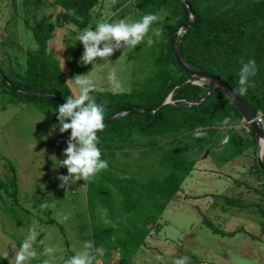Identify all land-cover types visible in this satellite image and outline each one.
<instances>
[{"label":"rangeland","instance_id":"obj_1","mask_svg":"<svg viewBox=\"0 0 264 264\" xmlns=\"http://www.w3.org/2000/svg\"><path fill=\"white\" fill-rule=\"evenodd\" d=\"M58 1L42 0V5H35L33 0H0V68L8 79L19 81L25 76L28 55L37 51L31 28L43 16H52L55 28L48 52L60 68L65 63L62 73L66 82L75 75L88 74L95 93L155 89L156 60L169 42L164 26L174 23L169 8L142 10L140 0L101 1L92 11L89 27L121 19L135 22L146 14H156L159 20L141 44L122 47L107 61L98 60L93 69L79 64L84 49L77 37L82 30L55 25L62 12ZM152 29H159L160 37L152 36ZM149 36L154 41L151 46L147 44ZM113 71L120 83L118 89L107 80ZM57 124L33 105L19 104L0 80V257L9 252L11 259L34 229L39 233L33 245L37 258L26 264H43L45 260L63 264L68 248L74 254L86 240L93 243L94 224L113 226L104 199H96V219L90 213L87 192L92 178L76 182L70 190L59 187L57 176L66 175L67 169L56 166L66 158L63 152L71 130L63 134L58 128L53 131ZM213 129L217 133L205 148L195 145L188 131L182 130L155 137L135 136L133 144L107 158L115 177L128 175L141 184L168 175L164 153L180 151L195 162L180 192L157 221L143 223L149 235L133 252L130 264H173L180 256L187 258V264H264V173L257 171L258 146L243 118L234 116ZM225 137L228 142L222 143ZM262 148L264 151V145ZM111 188L115 205L121 207L123 198ZM141 193L143 206L155 213L147 194ZM52 220L57 224H51ZM234 233L235 237H228ZM46 247L57 251L41 255ZM93 252V264H118L121 257V251L105 253L93 248ZM9 259L0 260V264H9Z\"/></svg>","mask_w":264,"mask_h":264},{"label":"trees","instance_id":"obj_2","mask_svg":"<svg viewBox=\"0 0 264 264\" xmlns=\"http://www.w3.org/2000/svg\"><path fill=\"white\" fill-rule=\"evenodd\" d=\"M101 1L103 0H59L62 12L57 16L55 25L58 28L74 26L79 30L88 28L92 11ZM186 1L193 8L199 22L179 36L180 28L190 20L189 11L184 4L167 0H140L142 10L153 6L169 8L173 12L174 23L164 26L169 42L156 60L158 83L153 91L95 93L97 102L105 107V128L98 133L102 159L117 156L134 143L135 136L155 137L182 130L188 131L194 138L195 145L205 148L210 138L217 133L214 127L234 116L243 118L221 91L212 89L206 98L209 92L207 85L201 87L187 84L195 79L180 69L172 55L170 41L174 34H177L176 40H180V56L191 69L219 78L252 112L262 116L264 121V0ZM33 4L42 5V0H33ZM51 20L52 16H43L31 28L37 51L28 55L25 76L19 81H12L0 68V80L19 104L33 105L58 123L54 115L55 108L65 103V97L71 93L58 60L48 52V42L53 38L55 28ZM250 59L256 61L257 72L250 77L252 86L247 94L241 96L235 91L239 87V69L242 63ZM170 96L174 106L151 113L158 110ZM138 109H143L144 112H136ZM125 112L128 114L108 120ZM250 133L257 147V140L252 131ZM162 157L170 172L161 180L153 179L147 184H141L128 175L115 177L108 162V168L89 182L87 199L91 215L96 219V199L101 198L105 200L106 210L113 220V226L108 228L94 224V248L105 253L121 251L118 264H130L133 252L143 246L149 235V230L143 223L157 221L168 202L180 192L183 182L195 166V162L180 151L164 153ZM10 169L16 181L15 168L11 166ZM257 171L264 173L258 165ZM111 186L123 198L121 207L115 205ZM141 191L147 194L148 203L153 206L155 213L143 206ZM51 224L57 223L52 220ZM236 235L234 233L228 237ZM68 254L73 255L69 248Z\"/></svg>","mask_w":264,"mask_h":264},{"label":"clouds","instance_id":"obj_3","mask_svg":"<svg viewBox=\"0 0 264 264\" xmlns=\"http://www.w3.org/2000/svg\"><path fill=\"white\" fill-rule=\"evenodd\" d=\"M159 20L156 14H146L138 21L127 22L124 19L116 22H98L94 27L82 30L78 34V42L83 45V55L80 57L79 64L82 66L91 65L95 69L100 62H105L113 53L122 47H136L145 40L152 25ZM159 29H152V36L160 37ZM151 36L147 39L148 46L153 44ZM65 63L61 67L64 69ZM257 66L255 60H248L242 63L239 69V87L235 91L244 96L247 94L249 87L252 86L250 77L255 76ZM109 84L114 88H119L120 83L115 71L110 72L107 76ZM66 84H71L69 92L71 95L66 96L65 103L59 104L55 108L54 115L58 124L53 126V131L57 128L61 134L70 132L67 147L64 149L63 160H58L56 167H65L67 174L57 176L60 182L59 187L64 189L71 188L76 182L83 180L89 181L101 171L108 168V162L102 159V151L99 147V132L105 128V107L101 102H97L95 85L88 78V74L75 75L69 79ZM74 88V90H73ZM201 135V133H196ZM228 137H225L222 143H227ZM57 159V158H56ZM68 190V191H69ZM67 191V192H68ZM106 215V210H103ZM39 233L30 230L29 234L20 243L19 250H15L14 256L9 259V252L4 253L0 260L9 259V264H26L28 261L37 258V252L33 245L37 241ZM93 243L86 240L83 243L82 250L75 251L71 256L64 258L63 264H93L94 252ZM57 249L52 247L44 248L41 255L50 256ZM43 264H49L45 260ZM173 264H187V258L180 256L174 259Z\"/></svg>","mask_w":264,"mask_h":264},{"label":"water","instance_id":"obj_4","mask_svg":"<svg viewBox=\"0 0 264 264\" xmlns=\"http://www.w3.org/2000/svg\"><path fill=\"white\" fill-rule=\"evenodd\" d=\"M167 1H174L178 2L181 4H184L186 8L189 11L190 14V20L184 24L181 27V31L184 33L189 30L190 27L198 24L199 19L197 15L195 14L193 8L191 5L186 1V0H167ZM176 35L174 34L171 38V52L173 57L176 60L177 65L180 67L181 70L185 72V74L193 77L195 81H190L187 84H193V85H198L201 87H204L205 85L208 86V94L206 98L210 95V92L212 89H217L221 91L223 94L227 96V98L230 100V102L234 105V107L238 110V112L241 114L245 122L248 124L250 130L252 131L253 135L255 136L257 140V151H258V156H257V164L262 172H264V164H263V158H264V151L261 150L260 148V140L264 139V124L261 125L259 122V119L262 118L259 114H255L252 112L248 106L227 86L223 81H221L219 78L212 76L206 72L203 71H196L191 69L181 58L180 53H179V46H180V40H176ZM179 35V34H178ZM29 95L33 96H41V94L37 93H28ZM49 97H54L53 95H46ZM203 102V101H202ZM175 103L172 101V96H170L166 102L156 111H151V113L155 114L157 112H161L165 110L169 106H174ZM136 112H144L143 109H138ZM128 113H122L119 115H116L114 117L109 118L108 120H114L117 119L121 116L127 115Z\"/></svg>","mask_w":264,"mask_h":264},{"label":"built area","instance_id":"obj_5","mask_svg":"<svg viewBox=\"0 0 264 264\" xmlns=\"http://www.w3.org/2000/svg\"><path fill=\"white\" fill-rule=\"evenodd\" d=\"M178 34H179V36H182L184 34V32L180 30ZM259 122L261 123V125H263L264 124L263 118H260Z\"/></svg>","mask_w":264,"mask_h":264},{"label":"bare ground","instance_id":"obj_6","mask_svg":"<svg viewBox=\"0 0 264 264\" xmlns=\"http://www.w3.org/2000/svg\"><path fill=\"white\" fill-rule=\"evenodd\" d=\"M263 143H264V139H261V140H260V148H261L262 151H263L262 146L264 145Z\"/></svg>","mask_w":264,"mask_h":264}]
</instances>
